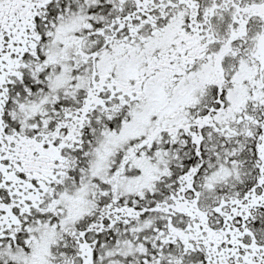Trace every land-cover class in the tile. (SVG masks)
<instances>
[{
  "label": "snow or ice",
  "instance_id": "6c2138e0",
  "mask_svg": "<svg viewBox=\"0 0 264 264\" xmlns=\"http://www.w3.org/2000/svg\"><path fill=\"white\" fill-rule=\"evenodd\" d=\"M0 264H264V0H0Z\"/></svg>",
  "mask_w": 264,
  "mask_h": 264
}]
</instances>
